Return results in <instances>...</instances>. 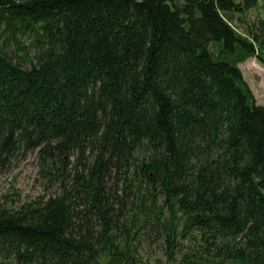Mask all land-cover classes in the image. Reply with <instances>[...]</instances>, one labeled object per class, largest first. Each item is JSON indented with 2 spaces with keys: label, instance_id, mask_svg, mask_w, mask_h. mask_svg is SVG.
Instances as JSON below:
<instances>
[{
  "label": "trees",
  "instance_id": "1",
  "mask_svg": "<svg viewBox=\"0 0 264 264\" xmlns=\"http://www.w3.org/2000/svg\"><path fill=\"white\" fill-rule=\"evenodd\" d=\"M259 1L0 0V172L37 151L58 186L0 204V264H137L140 212L172 262L197 231L202 254L264 264V106L240 68L264 65V18L234 24Z\"/></svg>",
  "mask_w": 264,
  "mask_h": 264
},
{
  "label": "rangeland",
  "instance_id": "2",
  "mask_svg": "<svg viewBox=\"0 0 264 264\" xmlns=\"http://www.w3.org/2000/svg\"><path fill=\"white\" fill-rule=\"evenodd\" d=\"M264 18V0L241 13H237L234 22L238 31L245 34L248 24ZM22 48H17L14 42H10L7 51L13 56L20 54L22 65L28 66L29 59L33 55V39L29 36H21ZM244 77L250 85L257 102L264 106V65L256 58H250L240 64ZM72 171L77 165L76 157L72 159ZM121 187L122 181H118ZM58 191V186L50 184L41 173L40 160L37 151H28L20 154L12 160V163L0 172V204H18L31 201L40 197H47ZM161 204V201H159ZM133 214V213H132ZM140 217L134 218L126 213L123 220L133 225L132 253L137 264H182L184 257L189 253H197V257H190L194 261L185 264H233L220 261V257L213 258L212 255L202 254V237L199 232H191L184 236H178L175 258L168 259L166 233L162 224L153 223L152 226L143 228L142 213ZM141 219V220H140ZM132 222V221H131ZM124 240V237H120ZM202 256V257H201Z\"/></svg>",
  "mask_w": 264,
  "mask_h": 264
}]
</instances>
